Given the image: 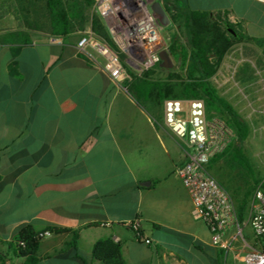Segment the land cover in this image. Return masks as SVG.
<instances>
[{
  "label": "crops",
  "instance_id": "crops-1",
  "mask_svg": "<svg viewBox=\"0 0 264 264\" xmlns=\"http://www.w3.org/2000/svg\"><path fill=\"white\" fill-rule=\"evenodd\" d=\"M186 4L264 37V0ZM17 29L0 31V251L31 228L51 232L39 240L36 264H103L91 251L100 238L118 243L127 264H216L221 249L193 218L190 195L174 171L184 146L164 124L163 101L157 123L148 108L157 102L138 101L125 81L113 82L80 54V34L58 43L30 30L28 44L3 40ZM244 40L259 48L250 57L257 62L250 60L236 81L241 93L232 87L230 98L257 119L264 110V56L255 41ZM143 134L171 148L172 162L152 164ZM133 218L151 244L135 239L127 225Z\"/></svg>",
  "mask_w": 264,
  "mask_h": 264
},
{
  "label": "built area",
  "instance_id": "built-area-1",
  "mask_svg": "<svg viewBox=\"0 0 264 264\" xmlns=\"http://www.w3.org/2000/svg\"><path fill=\"white\" fill-rule=\"evenodd\" d=\"M92 8L118 49L102 41L92 30L80 33L76 47L113 82L123 83L131 78L124 62L139 74L159 63V53L167 50L168 39L160 35V23L151 9V0H93ZM48 39L62 41L61 36L49 35ZM162 104L164 124L184 146V159L174 171L190 195L193 218L207 226L210 242L223 251L224 262L231 254L233 260L244 264H264V178L256 182L240 218L237 202L210 171L212 158L236 141L234 129L219 114H208L203 98L167 97ZM127 225L137 241L152 243L138 218ZM247 226L254 244L247 241L244 231ZM50 233L37 231L35 237L41 239ZM25 247V239H10L7 249L0 251V264H22L19 259Z\"/></svg>",
  "mask_w": 264,
  "mask_h": 264
},
{
  "label": "trees",
  "instance_id": "trees-1",
  "mask_svg": "<svg viewBox=\"0 0 264 264\" xmlns=\"http://www.w3.org/2000/svg\"><path fill=\"white\" fill-rule=\"evenodd\" d=\"M18 1L25 10L27 9L30 12V6L33 5L34 0ZM171 1L175 8L173 21L179 24L182 33L178 29L171 33L167 41V51L175 58L183 74L180 76L174 74L171 72L173 71V68H171L168 69V72L171 73L166 77L152 79L150 77L153 72L152 69L139 74L124 62L131 75V78L125 80V85L138 101L145 99L144 101L150 100L161 103L167 97L203 98L207 113H216L222 116L236 133V141L222 154L212 158L210 164L227 154L240 166H247L248 170L251 171L247 157L242 151V143L249 133L248 123L233 105L218 93L211 78L218 71L230 47L243 39L255 41L262 48L264 56V37L255 38L243 34L235 24L223 18L221 14L190 9L186 3L184 6H178L177 0ZM92 2L93 0H44L46 19L41 28L46 29L45 31L49 35L68 36L75 24L81 26L86 21V10L92 5ZM90 21L93 33L117 50L118 48L102 20L94 15ZM44 25H46V28ZM23 28L26 30L18 28L5 33L3 40L16 42L18 45L30 43L28 34L25 31L35 30L36 26H32V23L27 21ZM121 56L124 58L123 54ZM154 67L165 69L159 67L158 64ZM248 195L249 191H246L237 202L240 218L243 216ZM36 233L37 231L27 228L24 233L19 235V238L26 240V247L21 251V255L25 257L22 264H36L37 262L36 249L40 239L35 237ZM91 251L92 256L103 264H127L121 254L120 245L110 238L96 240ZM223 261V251L219 250L216 264H223ZM83 262L88 264L85 261Z\"/></svg>",
  "mask_w": 264,
  "mask_h": 264
},
{
  "label": "rangeland",
  "instance_id": "rangeland-1",
  "mask_svg": "<svg viewBox=\"0 0 264 264\" xmlns=\"http://www.w3.org/2000/svg\"><path fill=\"white\" fill-rule=\"evenodd\" d=\"M154 1H159L161 3L169 18V22H167L165 25L160 24L161 37L167 40L171 33L177 29L182 33L179 28V24L174 23L173 21V13L175 12V8L172 1L151 0V3ZM176 3L178 6H184L186 5V0H177ZM22 6L23 5L19 3L18 0H0V31L24 27L27 21H30L32 26H36L35 30L47 35L45 31L46 29L44 30L41 28L46 19L44 0H34L33 5L30 6V12L27 9L25 10V8ZM86 15L87 19L81 24V26L80 24L74 25L71 31L73 34L79 35L84 31L91 30V17L97 15L93 10L92 5L86 10ZM44 27L46 28V25H44ZM184 38L185 37L183 36V39ZM255 49L259 48L255 47L254 44L246 40L234 43L223 58L224 64L222 66V72L216 73L211 78V81L217 88L218 93L225 97L233 105V107L237 110L241 117L244 118L249 126V133L242 143V151L247 157L251 171L248 170L247 166H240L227 154L221 156L217 161L210 164L211 173L226 187V189H228L229 192H231L232 196L237 201L242 198L246 191H249L250 195L256 182L259 179L264 178V110L259 111L257 119H249L246 117V113L250 111V108L243 107L241 110L240 107L236 105L234 99L230 98L232 87H234L235 90H238L237 92L240 91V87H236V81L245 75V68L251 64V61H254L255 63L257 62V60L250 58L255 52ZM171 59L174 64L172 67L173 71L171 72L178 74L179 76L182 75L183 71H181L177 65L175 58L171 56ZM151 69L153 71L150 75L152 79L164 78L169 73H171L168 72V69L166 68L162 70L158 69L157 67H152ZM161 103L157 102L156 105L148 102V108L150 110L151 116L157 123L162 121V111L158 109V107H162ZM141 141L147 151L145 157L147 159L152 158V164L156 163L158 166H165L172 162V160L176 157V153L168 146L164 147L161 144L160 139L155 141L153 138L151 139L144 137L143 134ZM248 198L249 197H247V200ZM197 224L201 225L200 222ZM244 231L247 241L250 244H254L255 241L250 227H245ZM223 264L244 263L239 260H233L231 254H228L225 262L223 261Z\"/></svg>",
  "mask_w": 264,
  "mask_h": 264
},
{
  "label": "water",
  "instance_id": "water-1",
  "mask_svg": "<svg viewBox=\"0 0 264 264\" xmlns=\"http://www.w3.org/2000/svg\"><path fill=\"white\" fill-rule=\"evenodd\" d=\"M151 9L153 12L157 15L159 23L162 25H165L167 22H169V18L167 16V13L161 3L159 1H154L151 3ZM230 31L232 29L228 27ZM233 32V31H232ZM160 56V61L158 63L159 67L166 68V69H171L173 67V61L171 59V56L167 50H162L159 53ZM143 185H149V182H141Z\"/></svg>",
  "mask_w": 264,
  "mask_h": 264
}]
</instances>
